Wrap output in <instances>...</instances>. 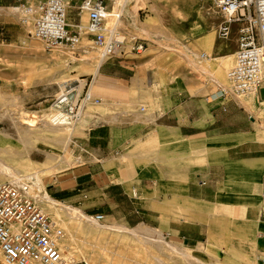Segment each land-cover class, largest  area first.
Segmentation results:
<instances>
[{
	"label": "crops",
	"instance_id": "obj_1",
	"mask_svg": "<svg viewBox=\"0 0 264 264\" xmlns=\"http://www.w3.org/2000/svg\"><path fill=\"white\" fill-rule=\"evenodd\" d=\"M138 55L98 67L91 91L102 102L73 129L98 163L65 170L47 193L111 227L140 226L161 239L155 264H264V87L247 105L222 99L223 84L213 83L208 98L186 94L187 83L162 91L149 111V86L129 72Z\"/></svg>",
	"mask_w": 264,
	"mask_h": 264
},
{
	"label": "rangeland",
	"instance_id": "obj_2",
	"mask_svg": "<svg viewBox=\"0 0 264 264\" xmlns=\"http://www.w3.org/2000/svg\"><path fill=\"white\" fill-rule=\"evenodd\" d=\"M31 3L32 0H0V159L15 174H0V182L18 175H36L39 189L45 188L52 198L47 186H57L56 180L69 172L65 170L81 167L86 159L78 152L72 153L69 142L75 140L74 128L55 126L51 130L48 123L55 115L50 109L51 101L66 82L77 80L81 85L89 82L100 61L98 52L92 48L71 53L27 38L30 23L23 25L20 20L24 16L23 7ZM75 6L71 3L69 9L71 22L78 21ZM124 14L125 32L135 33L146 43L145 50L130 66L132 70H128L149 86L146 91L149 111L159 102L162 91L184 90L187 83H193L186 94L210 98L217 93L210 78L225 83L237 33L233 25L227 39L217 37L220 19L214 0H127ZM80 19L82 24L86 22L85 15ZM205 35L212 39V51L211 39ZM198 42H202L204 49L198 48ZM201 52L208 61L201 62ZM145 56L150 58L140 60ZM200 89L206 90L198 92ZM259 96L264 98V89ZM242 102L249 105L247 98ZM96 109L87 106L80 119ZM23 118L32 120L34 126L29 133L21 125ZM258 130L264 135L260 124ZM59 203L61 206H55L59 217L55 218L61 220L65 232L64 264H155L159 252L153 234H142L140 226L126 229L111 227L105 221L70 219L63 207L79 208ZM45 208L49 213L53 211V207L45 205Z\"/></svg>",
	"mask_w": 264,
	"mask_h": 264
},
{
	"label": "built area",
	"instance_id": "obj_3",
	"mask_svg": "<svg viewBox=\"0 0 264 264\" xmlns=\"http://www.w3.org/2000/svg\"><path fill=\"white\" fill-rule=\"evenodd\" d=\"M127 0H80L75 4L77 22L68 18L72 0H32L22 9L21 24L30 23L27 38L51 49L71 53L88 47L98 52L99 66L125 54L138 55L146 48L144 39L128 34L121 20ZM220 19L217 37L228 38L236 27V49L225 83L218 86L222 99L239 100L255 92L261 84L264 63V0H214ZM86 22L81 23V16ZM83 43H86L84 46ZM200 59L206 57L199 55ZM92 79L66 82L51 101L57 125L74 128L87 106L100 105L102 99L91 91ZM142 110V109H141ZM264 126V113L260 118ZM69 145L86 159L98 163L92 152L76 140ZM81 158V157H79ZM43 193V194H42ZM33 175H18L0 182V262L1 264H64L65 232L60 219L45 208ZM100 222L101 214L87 216Z\"/></svg>",
	"mask_w": 264,
	"mask_h": 264
},
{
	"label": "bare ground",
	"instance_id": "obj_4",
	"mask_svg": "<svg viewBox=\"0 0 264 264\" xmlns=\"http://www.w3.org/2000/svg\"><path fill=\"white\" fill-rule=\"evenodd\" d=\"M177 5V4H176ZM178 9H179V7H178ZM12 11H17V9H12ZM205 44H207L206 43V41H205ZM185 55V54H184ZM194 55V54H193ZM227 57H229V55L228 56H221L220 57V59H224V58H227ZM209 59L207 58V57H205V58H203L202 59V62H206V61H208ZM195 65V64H194ZM196 66V65H195ZM198 67V66H197ZM202 67L203 66H199V68H201L202 69ZM97 69H98V64L94 67V69H93V73H94V75H95V73L97 72ZM211 79V81L214 83L215 82V84L217 85V84H219L217 81H216V79H212V78H210ZM260 87H264V63L262 64V66H261V84H260V86H259V88ZM259 88H257V89H259ZM257 91H255V92H253L252 93V95L250 94L249 96H247V99L248 100H250V99H254V97H255V93H256ZM262 100V102H264V98H262L261 99ZM250 105H252V104H250ZM54 117H55V115L52 117V119L50 120V122L48 123L49 125H50V128H51V130H55L56 129V127L55 126H60V125H57L55 122H54ZM85 120V119H84ZM83 124V123H82ZM21 125H23L24 126V132L25 133H29L30 131H31V127H33L34 125L32 124V120L31 119H29V118H23L22 120H21ZM57 131V130H56ZM0 152H1V150H0ZM12 171H14L13 169H11V167H9V166H7V165H5V163H3V161H1V159H0V174H9L10 176L12 175ZM14 174V173H13ZM15 175V174H14ZM14 175H12V176H14ZM33 178H34V183L36 184V186L38 187V189H39V180L37 179V177H36V175H34L33 176ZM40 199H41V201H42V203L44 202V204L46 205V206H50V207H53V211L51 212L52 213V215L54 216V217H59V213H58V209H55V206L57 205L58 206V204L60 205V203L58 202V201H56V200H54V199H52L50 196H48L46 193H44V195L43 196H41L40 197ZM61 206V205H60ZM64 208V212H65V214L70 218V219H76V220H79V221H82V220H87L88 218L87 217H85L79 210H77V209H70V207H63ZM89 220V219H88ZM93 222V221H92ZM158 232V231H157ZM159 233V232H158ZM158 233H156V236H158L159 234ZM159 237V236H158ZM161 237V236H160ZM159 237V238H160ZM152 240H153V242H155L156 244H157V246H159L160 244H158V243H161L162 244V242L163 241H160L161 239H159V240H157V239H154L153 237H152ZM165 244H167V243H165ZM164 244V245H165ZM163 245V246H164ZM169 245V247L171 246L170 244H167V246ZM161 246V245H160ZM154 247V246H153ZM156 247V246H155ZM154 247V248H155ZM158 248V247H157ZM159 248H162V247H159ZM171 249H172V251H175V247L174 248H172V247H170ZM174 249V250H173ZM177 251V250H176ZM175 253V252H174ZM182 255V254H181ZM185 255V254H184ZM188 256V255H187ZM185 258V257H184Z\"/></svg>",
	"mask_w": 264,
	"mask_h": 264
}]
</instances>
